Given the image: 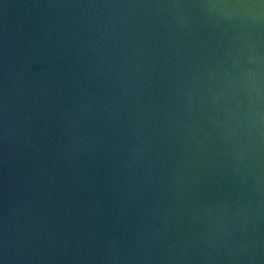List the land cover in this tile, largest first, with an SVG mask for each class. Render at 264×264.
<instances>
[{
	"label": "water",
	"instance_id": "water-1",
	"mask_svg": "<svg viewBox=\"0 0 264 264\" xmlns=\"http://www.w3.org/2000/svg\"><path fill=\"white\" fill-rule=\"evenodd\" d=\"M0 264H264V0H0Z\"/></svg>",
	"mask_w": 264,
	"mask_h": 264
}]
</instances>
